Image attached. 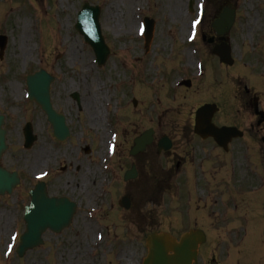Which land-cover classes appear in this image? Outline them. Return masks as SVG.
I'll use <instances>...</instances> for the list:
<instances>
[{"label":"rangeland","instance_id":"374dc122","mask_svg":"<svg viewBox=\"0 0 264 264\" xmlns=\"http://www.w3.org/2000/svg\"><path fill=\"white\" fill-rule=\"evenodd\" d=\"M198 1H191L193 11L189 12L190 0H0V36L7 38L0 59V113L7 117L11 151L16 154L18 147L22 151L20 128L26 121L33 123L37 136V143L27 152L30 164L37 153L42 155L49 150L55 154L57 165L67 160L77 165L80 161L76 159L83 156L80 150L84 145L94 150L88 157L87 188L81 192L87 202L85 206L83 203V214L79 212L72 226L61 234L46 232L44 245L26 252L22 258H18L14 250L8 254L5 248L12 242V233L20 232L15 226L23 228V207L17 208V212L15 207L20 202L10 197L2 203L4 206L0 205L3 207L0 210V264H82L81 260L85 261L84 264H140L146 253L145 235L135 234L138 224H143V221L131 213L115 219L117 213L113 205L117 188L113 187L111 177L113 159H109L105 151L111 135L118 134L119 129L133 132L156 126L144 117L152 114L155 105L144 103L133 110L130 101L133 96L139 97L137 94L146 87H163L161 61L165 66H185L193 57L189 52L192 49L199 53L198 58L209 56L210 49L206 45L198 48L197 38L192 44L185 40ZM218 1L205 0L209 11L212 12V5ZM232 1L237 5L238 15L231 35L235 66L222 82L215 72L212 78L206 73L199 81L195 80L194 87H229L230 79L231 120H234L238 118L235 99L243 87L252 88L264 96V0ZM85 2L101 10V29L111 51L102 67L93 63L91 50L74 30L76 14ZM144 18L155 23L147 56L144 55L143 40L137 38L136 32L138 21ZM176 53H180L179 56ZM207 59L213 64V59ZM85 62L87 68L83 67ZM40 69L55 77L52 87H57L55 92L61 93V99L53 95L55 108L67 113L71 121L72 140L65 145L52 141L44 116L24 97L26 76ZM189 71L194 75V69ZM76 90L83 97L82 111L78 113L67 96ZM197 96L180 99L172 106L177 105V112L186 115L190 108L196 106ZM243 117L247 122L251 121L248 114ZM168 126L163 125L162 129ZM262 158L249 156L255 164H264V156ZM37 162L39 166L34 161L36 170L27 174L30 183L34 182L35 172L43 170L44 162ZM81 165L85 169L86 163ZM104 165H108L107 170ZM51 183L57 191L65 192V182L60 185L59 181L52 180ZM258 194L263 200L264 181L258 188ZM177 203L178 199L150 202L148 207L157 212L151 218V230H169L179 236L197 222L210 232L211 243L204 247L205 256H210L215 244L225 240L223 231L216 229L215 221L212 223L204 217L182 219L178 210L184 205ZM87 212H94L93 217ZM98 235L101 240L97 239ZM122 238H131L134 249L125 246L117 252L116 248L125 244L121 242Z\"/></svg>","mask_w":264,"mask_h":264},{"label":"flooded vegetation","instance_id":"af4514ba","mask_svg":"<svg viewBox=\"0 0 264 264\" xmlns=\"http://www.w3.org/2000/svg\"><path fill=\"white\" fill-rule=\"evenodd\" d=\"M223 7L224 3H220L214 5L212 13L207 10L200 31L202 39L213 42L212 44L219 40L212 26ZM190 86L191 82L189 87H177L179 93L171 90V87H157L160 97L156 96L155 100L160 106L162 102H165L176 114L168 116L159 112L151 118H155L158 124L170 123V131H154L151 143L135 155L131 154V147L139 133H133L131 137L122 139L117 144L116 170L121 174L132 169L136 172V178L133 180L125 182L122 179L129 189L127 190L130 200L128 211L132 212L135 217L145 218L151 213L147 204L152 197L160 200L176 197L181 202L185 200L195 202L194 210L190 205L182 203L185 205L183 209L186 213H192L195 219L200 216L211 220L212 223L222 218L226 220L234 217L242 220L252 219V215L257 214L252 210L259 207L261 197L255 195L247 200L244 198L246 194L244 189H248L251 193L254 192L260 179L263 180L264 164L248 165L246 158L248 154H254L259 149V140L262 147L264 146V125L256 127L252 121L247 131L245 130L247 122L244 118L230 123L228 118L232 102L231 87ZM199 92L202 94L197 96V101H203L198 104L197 108L204 104H216L218 112L213 118L214 125L217 127L234 126L242 129L244 132L240 137L230 139L225 142V145L220 146L214 138H203L193 131L194 115H191L192 112L186 116L180 115V112H177L178 108L172 104L175 103L177 96L187 99L195 97ZM54 95L61 99L59 91ZM144 97L147 98L145 94ZM254 99L255 97L249 91L244 90L238 103L241 109H251ZM164 137H166L165 145L162 143ZM167 145L169 149L165 150L164 147ZM258 155H264V147L260 149ZM36 158L37 161H42L47 166L56 161L53 154L49 152L42 155L37 154ZM6 160L8 163L13 161L22 163L23 157H9ZM66 170L65 167L61 171ZM78 170L80 167L76 168V171ZM259 170L261 175L257 172ZM10 171L14 169L11 168ZM81 185H70V187L71 190L80 194ZM20 186L18 196L23 197L26 188L22 184ZM231 207H233V212L230 211ZM149 226L150 222L141 224L138 230L144 232ZM237 249L240 251L239 247Z\"/></svg>","mask_w":264,"mask_h":264},{"label":"water","instance_id":"95a60500","mask_svg":"<svg viewBox=\"0 0 264 264\" xmlns=\"http://www.w3.org/2000/svg\"><path fill=\"white\" fill-rule=\"evenodd\" d=\"M91 9H85V13L90 15ZM233 13L227 12V14L222 16L223 23L222 29L224 27L230 29L233 23ZM82 20V19H81ZM83 22V20H82ZM92 24V19L89 17L87 25ZM91 26H89L90 28ZM78 28V27H77ZM217 31H220L218 26L215 27ZM87 30H89L87 28ZM220 33V32H218ZM91 36V35H90ZM89 43L93 47H96L97 53L99 54L100 63L105 60V48L102 44V39L96 35L95 44L92 42L93 38L87 36ZM4 39H0V45L3 47ZM98 43V44H97ZM100 45V46H99ZM217 54L218 52L215 51ZM223 61L229 60V51H225V55L219 53ZM50 84V79L45 73L40 72L31 76L27 79V86L30 90V94L33 99L37 100L42 104L43 109L48 114L49 118L56 120L54 112L51 110L48 97V87ZM37 93H42V98L39 99ZM36 96V97H35ZM206 107L201 108L197 116H201L206 113ZM198 120V119H197ZM0 117V124H1ZM203 130H207L206 126L209 125V120L204 122H199ZM209 128L211 126L209 125ZM3 140L0 139V154L4 149ZM16 182L15 175H9L6 172L0 170V193L11 190V187ZM61 200L47 199L40 191L31 194L30 205L26 208L25 221H26V232L21 237V243L17 250L19 256L23 253L41 244V234L46 230L50 229L52 231L58 232L61 228L66 226L69 222L68 210H71V206L68 204V210L64 208L66 205ZM203 240V236L200 232L191 231L184 234L180 240L177 242L172 239L169 235L161 234H151L146 239V247L148 249V255L144 260L143 264H192L196 260L197 247L198 244Z\"/></svg>","mask_w":264,"mask_h":264},{"label":"bare ground","instance_id":"6f19581e","mask_svg":"<svg viewBox=\"0 0 264 264\" xmlns=\"http://www.w3.org/2000/svg\"><path fill=\"white\" fill-rule=\"evenodd\" d=\"M83 66H84V68H87V66H86V62L83 64ZM89 68V67H88ZM97 120V119H96Z\"/></svg>","mask_w":264,"mask_h":264}]
</instances>
